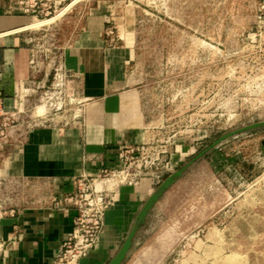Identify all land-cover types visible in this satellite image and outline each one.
<instances>
[{"label":"rangeland","instance_id":"374dc122","mask_svg":"<svg viewBox=\"0 0 264 264\" xmlns=\"http://www.w3.org/2000/svg\"><path fill=\"white\" fill-rule=\"evenodd\" d=\"M67 1L44 0L47 9L36 20L55 18L35 29L50 33L46 46L60 47L55 55L62 60L59 32L70 37L98 1L111 5L105 42L136 48L134 81L146 124L141 150L125 166L120 157L87 191H99L83 201L87 223L99 220L96 231L82 230L56 261L95 264L96 254L101 264L111 250L105 264H264V0H77L87 5L80 12ZM20 96L23 112L5 126L19 129L0 153L19 144L46 104L36 94ZM40 186L7 179L0 204L45 201ZM125 187L145 198L134 216L120 217L128 222L122 232L106 217L122 206Z\"/></svg>","mask_w":264,"mask_h":264},{"label":"crops","instance_id":"0c3cea01","mask_svg":"<svg viewBox=\"0 0 264 264\" xmlns=\"http://www.w3.org/2000/svg\"><path fill=\"white\" fill-rule=\"evenodd\" d=\"M18 1L0 0V87L8 110L22 85L31 81L42 85L51 74L48 59L36 71L31 66L32 38L37 34L31 24L37 18L20 10ZM86 6L77 0L66 2V8L77 12ZM110 8L106 1H98L76 21L70 37L64 29L59 32L62 60L78 88L79 103L73 108L78 116L54 114L48 124L32 127L22 144L0 153L3 173L43 183L37 188L49 195L45 201L21 203L0 218V240L4 241L0 264H54L79 215L77 206L63 202L75 191L76 180L90 181L119 166L123 147L144 142L146 113L133 71L136 48L122 42L106 45L104 29L113 18ZM126 188L122 206L110 209L106 217V224L111 219L122 232L128 225L121 224L120 217L126 212L134 216L145 198L144 191ZM108 251L101 264L115 254ZM97 256L92 260L95 264ZM83 261L87 264L89 259Z\"/></svg>","mask_w":264,"mask_h":264},{"label":"built area","instance_id":"2783aa9c","mask_svg":"<svg viewBox=\"0 0 264 264\" xmlns=\"http://www.w3.org/2000/svg\"><path fill=\"white\" fill-rule=\"evenodd\" d=\"M44 0H19L18 1V8L26 13H31L36 18L39 17L40 14L44 13V11L47 9L45 6L46 3L43 2ZM60 3V1H59ZM110 20V19H109ZM112 32V31H111ZM49 32H46L45 29H38L37 34L32 38V52H31V66L36 71L39 66L46 61V59L49 60V65L51 67V73H53V80L48 81L47 83H44L41 85V83H34L31 81L30 84L27 86L22 85L20 88V91L17 93L14 99V105L12 107V110H8L5 108V95L3 89L0 87V150H3L10 142V138L13 136L12 133H14L17 129V125L9 131L6 132L5 126L7 125V119L10 118V116L15 115L17 112L19 113V116L23 112L21 106L18 107V96H20L21 91L23 90L24 95L20 96V100L23 101L24 97H27L25 101H29V97L33 95H39L38 102L46 103L48 111L45 113H38L37 117L38 121L34 124L28 125V129L23 134V137L18 140L19 144H22L26 138V135L28 131L35 126L38 125H45L48 124L50 121H53L54 114H56L58 117L63 116L62 113L66 112L68 109L74 110V116L77 117V110L73 109L78 103V88L77 84L75 83V77L74 75L67 69L65 66L63 60L56 58V49L58 50L60 47H58L55 43L52 42V44L46 43L51 39ZM60 57H62V54H60ZM76 84V85H75ZM23 104V102H21ZM70 107V108H69ZM17 109V111H15ZM64 111V112H63ZM139 146H126L123 147L120 157L122 160V165L125 166L127 164V161L130 158H133V155L135 153H138L140 151ZM0 161H1V154H0ZM1 166V165H0ZM7 179L17 181L18 179H23L27 181H31L30 179H25L19 176H13L5 174L1 171L0 167V183L6 181ZM96 178H92L90 181H83L81 179L76 180V189L77 191L72 192L67 197L63 199V202L67 203H73L77 205L79 208V215L75 219V229L74 231L66 238V240L63 243L61 251L58 253L57 257H61V254H64L66 256V252L72 251V242L73 240H76L79 236V233L82 230L86 231H96L95 228L98 227L99 220L94 221V224L89 225L87 223L85 217L88 213V210L84 208L83 201L86 200H93V194L94 198L97 196L98 190L95 189V191L87 192L89 189L92 188L91 184L95 183ZM56 200V199H54ZM56 201H62V200H56ZM29 202V201H27ZM20 205L16 204L13 207L6 208L3 205L0 204V218L4 217L8 211H15L16 208ZM89 222V221H88ZM87 227V228H86ZM4 249V241L0 240V254L3 252ZM62 258V257H61ZM63 259V258H62ZM58 261L55 260L54 264H57ZM59 264V263H58Z\"/></svg>","mask_w":264,"mask_h":264},{"label":"bare ground","instance_id":"6f19581e","mask_svg":"<svg viewBox=\"0 0 264 264\" xmlns=\"http://www.w3.org/2000/svg\"><path fill=\"white\" fill-rule=\"evenodd\" d=\"M54 18H55V16H53V17H50V18H45V19H38V20H35L32 24H31V26L32 27H38V26H41V25H44V24H46V23H48V22H50V21H52V20H54ZM46 105V104H45ZM45 105H39V107H38V111L40 112V113H42L44 110H45ZM44 113V112H43ZM100 184V183H99ZM101 185V184H100ZM99 185V186H100ZM98 186V187H99ZM101 187V186H100ZM123 223V222H122ZM121 223V224H122ZM128 224V223H127Z\"/></svg>","mask_w":264,"mask_h":264}]
</instances>
